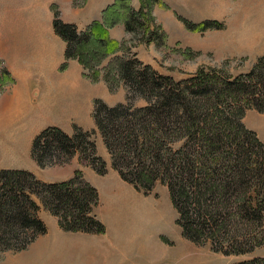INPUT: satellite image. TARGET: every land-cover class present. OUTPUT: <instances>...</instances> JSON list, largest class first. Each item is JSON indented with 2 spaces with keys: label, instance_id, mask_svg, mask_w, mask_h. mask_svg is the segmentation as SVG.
I'll list each match as a JSON object with an SVG mask.
<instances>
[{
  "label": "trees",
  "instance_id": "1",
  "mask_svg": "<svg viewBox=\"0 0 264 264\" xmlns=\"http://www.w3.org/2000/svg\"><path fill=\"white\" fill-rule=\"evenodd\" d=\"M157 2L142 0L135 10L130 0H116L104 10L103 21L85 30L63 21L55 7L54 28L67 43L66 60L78 59L87 78H104L114 90L117 75L147 101L137 107L130 96L113 106L94 100L96 130L120 176L139 190H152L158 182L167 186L178 223L190 240L210 242L228 255L252 253L264 245V142L244 118L251 109L264 112V59L236 76L202 67L176 80L135 56L117 58L102 73V60L124 48L109 34L119 22L146 42L163 43L164 31L152 13ZM182 20L189 28L213 24ZM7 82L14 83V78L0 62V87ZM97 131L75 125L69 134L48 126L33 140L32 155L41 167L66 165L78 155L104 174L106 162L94 139ZM99 197L80 170L70 179L44 182L30 170L1 169L0 259L8 251L27 249L47 232L38 201L66 231L104 233L106 227L94 213ZM233 264H264V257Z\"/></svg>",
  "mask_w": 264,
  "mask_h": 264
},
{
  "label": "rangeland",
  "instance_id": "2",
  "mask_svg": "<svg viewBox=\"0 0 264 264\" xmlns=\"http://www.w3.org/2000/svg\"><path fill=\"white\" fill-rule=\"evenodd\" d=\"M130 4L135 10H139L142 0H134V5L130 0ZM160 12L164 15L162 18L165 25L160 18ZM152 13L156 18V24H162L160 25L164 31L163 43L158 44L156 40L146 42L145 38L142 40L141 35L128 31L124 22H119L116 25L123 27L125 36L118 42L124 48L118 49L102 60L98 65L102 73H105L115 61L117 62V58L135 56L145 64L151 65L158 73L170 75L176 80L189 78L202 67L221 69L228 75L236 76L250 71L258 60L264 59V0H159L152 7ZM182 17L194 24L205 21H211L213 24L206 29L202 26L189 28ZM152 29H155V23ZM118 77L113 75L116 82L114 90L108 85L111 92L124 87L126 91L124 102H127L130 96L135 106H145L146 99L135 93L130 85ZM12 85L13 83H4L0 87V95ZM98 92H100L99 88H88L86 95L78 99L81 107L77 116L81 124L74 122L71 134L75 125L84 130L97 131L96 126L87 129L84 125L88 122L94 123L92 96ZM116 95L118 94L114 96ZM244 123L248 128L256 131L264 142V112L249 110L245 115ZM94 139L97 143L98 155L106 162L107 172L104 174L98 173L88 162L82 163L78 155L74 159L76 168L70 167L68 172L55 174L57 167L63 165L41 167L32 155V148L29 162L7 163L3 161L5 148H0V170L8 168L30 170L44 182L64 177H67V180L74 176L76 170H80L84 179L99 192V205L94 209V213L106 227L102 234L106 239L90 241L88 238V241L79 242L85 246L82 255L75 253L73 260L70 259L71 256L67 257L65 263L58 262L52 257L47 263L233 264L256 257L255 254H264V245L257 247L252 253L228 255L216 251L210 242L196 243L187 238L178 223V214L171 201L168 187L158 182L152 190L137 189L113 168L111 155L99 131L94 134ZM38 203L39 216L58 222L56 215L46 209L42 202L38 201ZM45 234L39 235L35 241ZM51 238L50 234L45 240ZM32 243L30 245H33ZM67 244L76 246L77 242ZM31 247L27 248L29 250L25 249L27 251L4 253L0 264H5L9 257L19 253L31 256V251L35 249ZM36 252L38 253V250ZM63 255L67 254L63 253ZM49 257L47 255L41 258L36 264H44Z\"/></svg>",
  "mask_w": 264,
  "mask_h": 264
},
{
  "label": "crops",
  "instance_id": "3",
  "mask_svg": "<svg viewBox=\"0 0 264 264\" xmlns=\"http://www.w3.org/2000/svg\"><path fill=\"white\" fill-rule=\"evenodd\" d=\"M132 1L134 5V0ZM114 2L115 0H0V61L15 78V83L0 95V148H5L3 161L29 162L33 138L48 126H59L71 134L72 124H81L77 116L81 107L78 99L86 95L88 88L100 90L93 94V101L100 98L111 106L125 101L124 87L111 92L105 80L94 83L87 78L83 65L77 59L66 60L67 43L54 28L55 7L60 10L63 21L74 23L79 29L85 30L94 21H103L104 10ZM162 17L164 15L160 12L165 25ZM109 34L117 41L125 36L123 27L117 25L109 28ZM66 61V68L61 69ZM115 94L118 95L114 96ZM92 106L94 110V103ZM93 127L95 122L84 125L87 129ZM75 158L76 156L69 164L57 167L55 174L68 172L70 167L76 168ZM66 178L48 182H59ZM40 218L45 222L47 232L28 247L35 248L31 251L32 257L19 253L9 257L5 264H36L47 255L50 257L44 264H49L47 262L52 257L65 263L67 257L71 256L70 259L73 260V254L82 255L85 252V246L79 242L88 241V238L90 241L106 239L103 233L66 231L60 226L59 220H48L42 215ZM50 234L52 238L45 240ZM72 242H77V245L67 244ZM63 253L67 255L62 256ZM255 256L264 257V254Z\"/></svg>",
  "mask_w": 264,
  "mask_h": 264
}]
</instances>
